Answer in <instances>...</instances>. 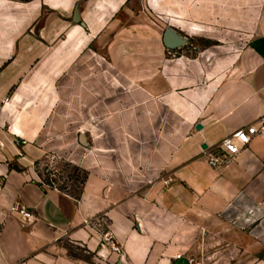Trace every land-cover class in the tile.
Instances as JSON below:
<instances>
[{
	"label": "crops",
	"instance_id": "0c3cea01",
	"mask_svg": "<svg viewBox=\"0 0 264 264\" xmlns=\"http://www.w3.org/2000/svg\"><path fill=\"white\" fill-rule=\"evenodd\" d=\"M147 7L163 9L164 0H0V117L30 85L46 82L48 61L63 48L95 49ZM189 102L197 106L186 105V135L165 176L140 194L91 174L74 196L40 183L29 169L1 170L0 264H91L63 254L62 238L94 250L102 237L120 247L111 254L116 264H264V131L236 154L221 146L264 114V0L259 29L233 73L191 89ZM13 201L35 221L25 225L7 212ZM255 215L244 230L243 218Z\"/></svg>",
	"mask_w": 264,
	"mask_h": 264
},
{
	"label": "rangeland",
	"instance_id": "374dc122",
	"mask_svg": "<svg viewBox=\"0 0 264 264\" xmlns=\"http://www.w3.org/2000/svg\"><path fill=\"white\" fill-rule=\"evenodd\" d=\"M260 3L164 0L163 9L136 11L132 26L95 49L63 48L61 58L48 61L46 82L30 85L0 117V171L29 169L40 183L74 196L91 174L130 193L146 191L165 176L186 135V105L191 111L197 106L189 102L190 90L210 88L233 73L241 48L259 29ZM166 27L185 43L165 47ZM17 204L6 211L15 213ZM257 217L243 218L241 227L251 231L248 224ZM109 240L102 237L94 250L64 238L61 244L71 258L116 264Z\"/></svg>",
	"mask_w": 264,
	"mask_h": 264
},
{
	"label": "built area",
	"instance_id": "2783aa9c",
	"mask_svg": "<svg viewBox=\"0 0 264 264\" xmlns=\"http://www.w3.org/2000/svg\"><path fill=\"white\" fill-rule=\"evenodd\" d=\"M263 131H264V114L259 116L252 123L244 127L237 128L232 133L225 136L221 140V146L224 148V150L227 153L232 155L236 154L238 153L241 147H244L249 144V142L251 141L254 135L261 133ZM208 163L211 166H216L218 163L217 157L209 159ZM13 210L22 220L35 218L34 213L21 204H17L13 208ZM112 249L115 252L121 253V249L117 245H112Z\"/></svg>",
	"mask_w": 264,
	"mask_h": 264
},
{
	"label": "water",
	"instance_id": "95a60500",
	"mask_svg": "<svg viewBox=\"0 0 264 264\" xmlns=\"http://www.w3.org/2000/svg\"><path fill=\"white\" fill-rule=\"evenodd\" d=\"M163 45L167 48L173 49L176 47H180L185 43V38L182 37L176 30L172 27H166L162 37ZM202 128L201 123H197L195 125V129L199 130ZM80 141L84 142V136L80 134ZM203 148L206 147V144L202 145Z\"/></svg>",
	"mask_w": 264,
	"mask_h": 264
}]
</instances>
